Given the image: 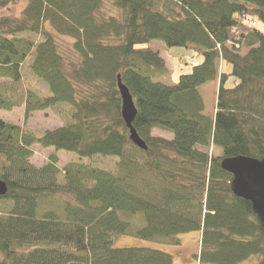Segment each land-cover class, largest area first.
Returning <instances> with one entry per match:
<instances>
[{
    "label": "trees",
    "instance_id": "trees-1",
    "mask_svg": "<svg viewBox=\"0 0 264 264\" xmlns=\"http://www.w3.org/2000/svg\"><path fill=\"white\" fill-rule=\"evenodd\" d=\"M15 1L0 0V10ZM22 1L18 16L0 15V109L23 101L26 120L60 103L73 110L71 121L41 134L0 117V179L8 186L0 195V264H174L164 249L116 241L178 246L181 234L194 231V264L251 257L264 264V226L222 168L229 157L264 158V0ZM56 35L73 39L67 51ZM155 39L200 61L177 83H164L161 52L138 47ZM29 56L49 94L24 82ZM218 59L238 82L227 87L231 74L221 73L210 118L199 88L218 77ZM119 76L147 149L130 140ZM155 128L173 137L153 135ZM34 144L81 161L113 156L116 168L84 161L60 168L56 153L38 167ZM59 195H67L61 211L45 207Z\"/></svg>",
    "mask_w": 264,
    "mask_h": 264
},
{
    "label": "rangeland",
    "instance_id": "rangeland-1",
    "mask_svg": "<svg viewBox=\"0 0 264 264\" xmlns=\"http://www.w3.org/2000/svg\"><path fill=\"white\" fill-rule=\"evenodd\" d=\"M23 2V3H22ZM25 6L24 1L18 0L9 6L0 10V15H15L18 16L20 14L21 9ZM46 27L52 29L49 23H46ZM262 28L264 29V24L262 23ZM60 43L62 44V49L67 51V47H69L73 41L70 37L56 35ZM38 39V37H36ZM138 47H150L152 49L159 50L161 52V56L165 58L168 71L160 77V81L167 84H175L178 82L179 77L183 73H188L192 69V65L194 62L200 61L199 57L194 56V53L181 46H168L160 39H155L151 41L149 44H141ZM248 49H244L242 54H246ZM67 55L69 54L66 52ZM31 56H29L25 63L27 66V70L24 71V82L32 89L37 91L39 94H49V87L46 82L34 76V72L30 68ZM226 65V66H225ZM217 70L218 77L212 82H208L205 86H201L199 91L204 99V114L213 118L216 109H217V97L218 90L221 82V74L220 72H224L227 74H231L232 66L227 63H223L221 59L217 60ZM220 74V75H219ZM6 79L0 78V83ZM238 82V78L231 74L229 80L226 83L227 87L234 86ZM72 108L67 103H60L54 105L52 107H48L44 110L34 111L30 114V117L25 119V103H22L12 110H4L0 109V117L7 122L21 125L32 129L39 134L43 133L46 129H55L60 127L67 122L71 121L70 113L72 112ZM153 135L162 136L166 138H172L173 134L166 130H161L157 128L153 130ZM34 155L31 158V162L40 167L46 164L50 155L56 153L59 158L57 165L60 168H64L70 162H82L84 161L87 165L93 167H102L109 170H115V161L117 158L113 156H95L91 159L80 160L78 156L74 152H68L59 150L57 151L54 147H42L40 144H34ZM211 151V149H209ZM61 197L60 200L54 199L50 203H46V208H56L57 211H61L64 207V202L67 201V195H59ZM199 231L184 233L180 235V245L173 246L168 244H154L150 241L141 240L134 237H126L122 236L116 241L117 247H125V246H154L161 249H164L170 253H172L175 257L174 264H194L196 261L195 254L199 250L200 246V236ZM176 250V252L173 251ZM240 264H257V258L251 257L246 261H243Z\"/></svg>",
    "mask_w": 264,
    "mask_h": 264
},
{
    "label": "water",
    "instance_id": "water-1",
    "mask_svg": "<svg viewBox=\"0 0 264 264\" xmlns=\"http://www.w3.org/2000/svg\"><path fill=\"white\" fill-rule=\"evenodd\" d=\"M118 89L121 94V115L129 132L130 140L137 146L147 149L145 141L140 138L133 126L137 115L135 100L129 88L118 77ZM222 168L233 174L231 187L233 192L252 203L253 212L261 225L264 226V158L250 156H235L225 158ZM8 186L0 179V195H6Z\"/></svg>",
    "mask_w": 264,
    "mask_h": 264
},
{
    "label": "crops",
    "instance_id": "crops-1",
    "mask_svg": "<svg viewBox=\"0 0 264 264\" xmlns=\"http://www.w3.org/2000/svg\"><path fill=\"white\" fill-rule=\"evenodd\" d=\"M220 74H221V72H220ZM220 74H219V75H220ZM211 82H212V81H211ZM209 83H210V82H209ZM206 84H208V83H206ZM206 84H204V85H202V86H205ZM156 129H157V128H155V129H153V130H156Z\"/></svg>",
    "mask_w": 264,
    "mask_h": 264
}]
</instances>
